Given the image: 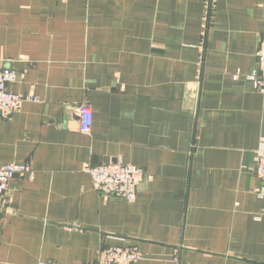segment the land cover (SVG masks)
<instances>
[{
	"label": "crops",
	"instance_id": "obj_1",
	"mask_svg": "<svg viewBox=\"0 0 264 264\" xmlns=\"http://www.w3.org/2000/svg\"><path fill=\"white\" fill-rule=\"evenodd\" d=\"M0 0V70L24 98L0 118V164L27 165L0 199V264H264V143L256 70L264 0ZM92 114L88 134L77 108ZM140 168L133 202L86 167Z\"/></svg>",
	"mask_w": 264,
	"mask_h": 264
},
{
	"label": "built area",
	"instance_id": "obj_2",
	"mask_svg": "<svg viewBox=\"0 0 264 264\" xmlns=\"http://www.w3.org/2000/svg\"><path fill=\"white\" fill-rule=\"evenodd\" d=\"M211 0L209 1L204 17V23L209 24ZM256 70L247 76L255 90L264 92V34L259 40L256 52ZM17 79V73L12 69L0 70V118L9 119L21 107L22 103L30 98H24L8 91L7 86ZM79 130L88 134L92 124L90 109L81 105L77 108ZM260 182L258 197L264 200V143L256 151L255 167L252 169ZM29 172L27 165L0 164V199L8 192L9 182L17 175ZM84 172L90 177L93 189L100 195L133 202L136 199L138 187L143 180L144 172L120 161H110L94 167H86ZM264 218V209L258 219ZM142 259V253L136 246L108 247L101 249L97 254V264H136Z\"/></svg>",
	"mask_w": 264,
	"mask_h": 264
}]
</instances>
